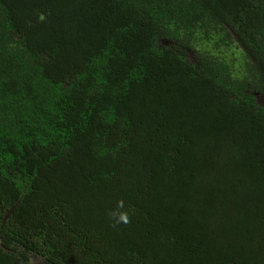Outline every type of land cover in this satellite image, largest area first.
<instances>
[{"label": "trees", "instance_id": "trees-1", "mask_svg": "<svg viewBox=\"0 0 264 264\" xmlns=\"http://www.w3.org/2000/svg\"><path fill=\"white\" fill-rule=\"evenodd\" d=\"M0 264H264V0H0Z\"/></svg>", "mask_w": 264, "mask_h": 264}, {"label": "clouds", "instance_id": "clouds-1", "mask_svg": "<svg viewBox=\"0 0 264 264\" xmlns=\"http://www.w3.org/2000/svg\"><path fill=\"white\" fill-rule=\"evenodd\" d=\"M122 219H123V217H122Z\"/></svg>", "mask_w": 264, "mask_h": 264}]
</instances>
